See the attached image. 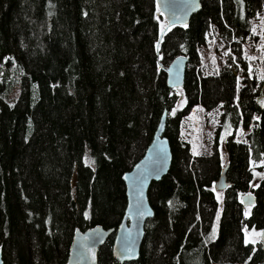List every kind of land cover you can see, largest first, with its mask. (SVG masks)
Returning <instances> with one entry per match:
<instances>
[{"label": "trees", "instance_id": "1", "mask_svg": "<svg viewBox=\"0 0 264 264\" xmlns=\"http://www.w3.org/2000/svg\"><path fill=\"white\" fill-rule=\"evenodd\" d=\"M199 1L187 23L165 27L155 0H0L2 264H65L75 230H114L121 174L163 108L171 160L147 188L138 257L118 263L112 232L97 264H264V24L251 29L264 0ZM178 54L183 82L169 88L162 68ZM194 105L216 114L199 151L181 134ZM244 192L252 204L242 205Z\"/></svg>", "mask_w": 264, "mask_h": 264}, {"label": "water", "instance_id": "2", "mask_svg": "<svg viewBox=\"0 0 264 264\" xmlns=\"http://www.w3.org/2000/svg\"><path fill=\"white\" fill-rule=\"evenodd\" d=\"M155 2L165 19V27L187 23L190 15L200 7L199 0H155ZM186 63L187 57L178 54L163 66L165 83L169 88L181 86ZM165 116L166 109L163 108L141 156L121 174L125 189V205L116 228L104 229L95 225L82 231L75 230L68 245L65 264H97V250L112 232L111 256L118 263L137 259L145 220L152 215L147 199V188L152 180H158L166 173L171 160L169 142L163 134ZM225 169L226 164L221 167L213 183L214 189H223L228 184ZM240 202L242 205H250L254 202V195L251 192H244L240 195ZM259 233H264V227ZM258 239L260 249L264 253V235H258ZM0 264H2L1 248Z\"/></svg>", "mask_w": 264, "mask_h": 264}, {"label": "rangeland", "instance_id": "3", "mask_svg": "<svg viewBox=\"0 0 264 264\" xmlns=\"http://www.w3.org/2000/svg\"><path fill=\"white\" fill-rule=\"evenodd\" d=\"M263 24H264V17L262 16L252 19L251 20L252 31L258 32L260 34L263 28ZM207 40L210 41V47L208 48L210 52V56L214 57V55H217V51H214V55H212L211 46L213 47V43L216 42V39L215 37H212V40L206 38V41ZM203 48L204 50H207L205 46ZM251 53L253 54L254 52L251 51ZM255 64L256 63H253L252 66L250 64L248 65L249 71L252 70L260 73V70L262 68L261 65L257 64L255 70V67H253L255 66ZM177 92L180 95L178 89ZM180 100H181V96L178 99V103L180 102ZM215 125H216V114L214 111H207L204 110L200 105H194L190 109L186 117L183 119L181 125V134L184 138L189 139L194 151L202 150L203 147L207 149L212 142V135ZM225 132L227 131L222 132V137L220 138L218 145V150L223 160H225V156H226L225 147H224ZM243 133H244V129H242L241 126H238V129L235 131L236 138L239 139L242 138ZM261 163L264 164V160ZM261 173H262L261 170L255 171V176L258 177L260 176ZM254 183H255V179L252 180L251 184L253 185ZM216 194L220 196L221 190H216Z\"/></svg>", "mask_w": 264, "mask_h": 264}, {"label": "snow or ice", "instance_id": "4", "mask_svg": "<svg viewBox=\"0 0 264 264\" xmlns=\"http://www.w3.org/2000/svg\"><path fill=\"white\" fill-rule=\"evenodd\" d=\"M257 235H264V233H257ZM248 241H246V243H247ZM253 243L255 242V241H252Z\"/></svg>", "mask_w": 264, "mask_h": 264}, {"label": "flooded vegetation", "instance_id": "5", "mask_svg": "<svg viewBox=\"0 0 264 264\" xmlns=\"http://www.w3.org/2000/svg\"><path fill=\"white\" fill-rule=\"evenodd\" d=\"M213 189H214V188H213ZM214 190H215V191H216V190H221V192H222V189H214Z\"/></svg>", "mask_w": 264, "mask_h": 264}]
</instances>
